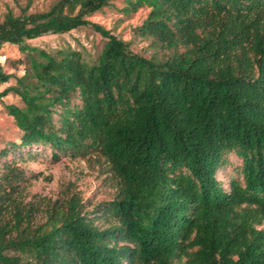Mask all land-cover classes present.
<instances>
[{"label":"trees","instance_id":"16d2710c","mask_svg":"<svg viewBox=\"0 0 264 264\" xmlns=\"http://www.w3.org/2000/svg\"><path fill=\"white\" fill-rule=\"evenodd\" d=\"M117 0H55L0 22V46L25 53L21 76L0 66V92L21 131L0 149V264H264V0H120L148 10L146 56L89 17ZM90 27L95 59L29 44ZM98 151L120 182L100 227L76 193L33 224L21 168L8 154ZM14 151V153L16 152ZM241 180L216 177L229 154ZM113 221V222H112Z\"/></svg>","mask_w":264,"mask_h":264},{"label":"rangeland","instance_id":"374dc122","mask_svg":"<svg viewBox=\"0 0 264 264\" xmlns=\"http://www.w3.org/2000/svg\"><path fill=\"white\" fill-rule=\"evenodd\" d=\"M54 1L0 0V22L7 10H11L15 15L20 14L25 8L27 12L45 11ZM122 6L120 0L114 1L94 13L89 19L129 42L130 48L134 51L149 56L152 51L149 41L139 38L134 31L141 24L148 10L142 8L130 16H125L121 12ZM104 42L105 39L90 27H80L62 35H43L30 40L29 44L43 49L69 45L83 51L90 60H93ZM25 61V53L16 45L0 46V66L4 72L16 76L23 75L27 66ZM11 85H15L14 78L0 85V92ZM6 104L21 106L22 102L13 92L0 98V149L9 146L12 141L19 142L21 136L14 119L6 112ZM14 151L16 149L8 154V158L25 174L26 180L21 185L22 197L25 202H32L36 207L33 224L44 222L48 208L55 206L58 200L73 192L79 196L83 204V213L92 218L94 224L106 227L111 223L109 218L103 217L102 211L106 207L104 204L110 202L117 194L120 182L112 172L110 164L98 151L90 150L84 155L77 156L69 153L61 154L58 158H54L51 150L46 147L18 148L15 153ZM239 167L240 161L235 154H229L216 177L223 186L227 187L230 180H241Z\"/></svg>","mask_w":264,"mask_h":264}]
</instances>
